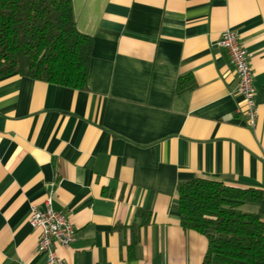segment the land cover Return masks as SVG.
<instances>
[{"label": "crops", "instance_id": "1", "mask_svg": "<svg viewBox=\"0 0 264 264\" xmlns=\"http://www.w3.org/2000/svg\"><path fill=\"white\" fill-rule=\"evenodd\" d=\"M71 2L85 87L0 78V264H46L28 217L48 195L76 230L62 264H202L207 238L178 212L195 178L259 189L244 207L264 223V0ZM225 29L250 55L254 127Z\"/></svg>", "mask_w": 264, "mask_h": 264}, {"label": "trees", "instance_id": "2", "mask_svg": "<svg viewBox=\"0 0 264 264\" xmlns=\"http://www.w3.org/2000/svg\"><path fill=\"white\" fill-rule=\"evenodd\" d=\"M92 38L75 25L71 0H0V78L12 74L85 87ZM192 87L178 82V90ZM261 191L195 178L178 186L183 229L207 238L202 264H264Z\"/></svg>", "mask_w": 264, "mask_h": 264}, {"label": "built area", "instance_id": "3", "mask_svg": "<svg viewBox=\"0 0 264 264\" xmlns=\"http://www.w3.org/2000/svg\"><path fill=\"white\" fill-rule=\"evenodd\" d=\"M218 45L226 50L237 73V93L243 100L242 113L247 125L254 127L258 110L250 55L240 42L237 32L232 29L222 31ZM28 223L33 229L39 230L38 251L44 253L46 264H62L54 244L69 246L76 238V230L64 213L53 209L51 195L45 198L42 208L32 206Z\"/></svg>", "mask_w": 264, "mask_h": 264}, {"label": "rangeland", "instance_id": "4", "mask_svg": "<svg viewBox=\"0 0 264 264\" xmlns=\"http://www.w3.org/2000/svg\"><path fill=\"white\" fill-rule=\"evenodd\" d=\"M244 210H246L247 208L246 207H243Z\"/></svg>", "mask_w": 264, "mask_h": 264}]
</instances>
